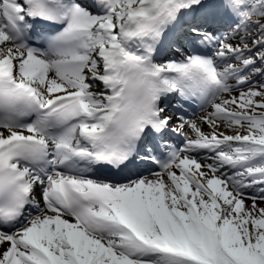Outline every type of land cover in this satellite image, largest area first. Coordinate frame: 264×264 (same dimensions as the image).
Here are the masks:
<instances>
[{
	"label": "snow or ice",
	"instance_id": "snow-or-ice-1",
	"mask_svg": "<svg viewBox=\"0 0 264 264\" xmlns=\"http://www.w3.org/2000/svg\"><path fill=\"white\" fill-rule=\"evenodd\" d=\"M0 264H264V0H0Z\"/></svg>",
	"mask_w": 264,
	"mask_h": 264
},
{
	"label": "rangeland",
	"instance_id": "rangeland-1",
	"mask_svg": "<svg viewBox=\"0 0 264 264\" xmlns=\"http://www.w3.org/2000/svg\"><path fill=\"white\" fill-rule=\"evenodd\" d=\"M205 130H207V126H205Z\"/></svg>",
	"mask_w": 264,
	"mask_h": 264
}]
</instances>
